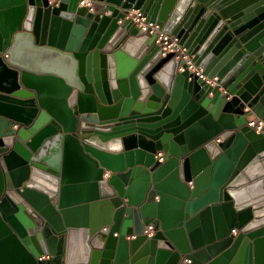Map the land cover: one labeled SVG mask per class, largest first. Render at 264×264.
Returning a JSON list of instances; mask_svg holds the SVG:
<instances>
[{
    "label": "water",
    "instance_id": "water-1",
    "mask_svg": "<svg viewBox=\"0 0 264 264\" xmlns=\"http://www.w3.org/2000/svg\"><path fill=\"white\" fill-rule=\"evenodd\" d=\"M93 1L0 0V264H264V0Z\"/></svg>",
    "mask_w": 264,
    "mask_h": 264
},
{
    "label": "built area",
    "instance_id": "built-area-1",
    "mask_svg": "<svg viewBox=\"0 0 264 264\" xmlns=\"http://www.w3.org/2000/svg\"><path fill=\"white\" fill-rule=\"evenodd\" d=\"M94 1L93 0H80V5H87L89 7H91L93 5ZM137 16H142V14L140 13V11H136L134 12ZM137 22H140V19H136ZM141 21H144V18H142ZM149 26H151L153 28V30H156L158 27L152 23L149 24ZM159 39L158 42L160 43L161 47L163 48V50L165 52H171V51H175L177 52L180 56L184 53L185 48L179 44V39L175 36V35H171V34H166L163 32H159ZM201 75V74H200ZM202 76V75H201ZM203 77V76H202ZM250 125L252 127H254L256 129L257 132H260L261 130L264 129V121L262 119H254L250 122ZM220 141V140H217ZM156 157L160 160L163 161V153L162 152H158ZM154 227L152 224L148 225L146 227V233L149 236H152V234L154 233ZM238 231L237 229H233L232 233L236 234ZM187 262H191L190 259H186Z\"/></svg>",
    "mask_w": 264,
    "mask_h": 264
},
{
    "label": "crops",
    "instance_id": "crops-1",
    "mask_svg": "<svg viewBox=\"0 0 264 264\" xmlns=\"http://www.w3.org/2000/svg\"><path fill=\"white\" fill-rule=\"evenodd\" d=\"M109 175V172L107 171V173H106V176H108ZM235 229H237V228H235ZM238 231V230H237Z\"/></svg>",
    "mask_w": 264,
    "mask_h": 264
}]
</instances>
